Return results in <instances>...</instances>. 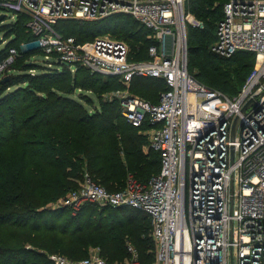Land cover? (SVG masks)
<instances>
[{"label":"built area","instance_id":"2783aa9c","mask_svg":"<svg viewBox=\"0 0 264 264\" xmlns=\"http://www.w3.org/2000/svg\"><path fill=\"white\" fill-rule=\"evenodd\" d=\"M186 0H0V8L26 14L38 45L71 70L79 66L116 75L130 92L134 76L162 78L157 102L123 93L122 114L134 127L147 125L148 147L158 151L160 171L147 182L130 177L124 189L108 191L85 173L78 188L58 206L76 213L85 203L133 206L152 220V264H264V0H227L212 52L230 57L256 54L253 69L234 96L200 82L188 71ZM122 13L151 30L149 59L131 60L127 42L112 35L78 41L60 34L61 20H97ZM6 17V15H5ZM171 36V52L166 37ZM17 55L10 48L0 73ZM238 122L232 138L235 119ZM130 258L108 262L99 252L81 259L50 254L54 264H140Z\"/></svg>","mask_w":264,"mask_h":264},{"label":"trees","instance_id":"16d2710c","mask_svg":"<svg viewBox=\"0 0 264 264\" xmlns=\"http://www.w3.org/2000/svg\"><path fill=\"white\" fill-rule=\"evenodd\" d=\"M226 2L185 1V12L204 25L188 27V71L234 96L253 69L256 54L238 51L222 57L212 52ZM27 19L21 13L0 26V61L10 48L17 51L13 63L0 73V264H54L50 254L81 259L93 248L108 262H123L131 256L129 245L140 264H152V220L143 209L89 202L73 213L68 207L50 206L78 188L85 173L116 192L130 177L147 182L160 171L161 159L148 147L147 125L128 123L120 98L106 94L126 88L120 78L106 75L103 80L100 73L82 66L72 74L57 60L36 62L40 46H18L20 40L38 39ZM55 29L81 42L109 33L127 42L129 58L138 61L149 59L148 49L155 43L150 29L122 13L61 20ZM166 88L162 78L153 76L136 75L129 84L131 92L153 102Z\"/></svg>","mask_w":264,"mask_h":264},{"label":"rangeland","instance_id":"374dc122","mask_svg":"<svg viewBox=\"0 0 264 264\" xmlns=\"http://www.w3.org/2000/svg\"><path fill=\"white\" fill-rule=\"evenodd\" d=\"M0 14H5V15H6V17H5V19L3 20V22L0 23V26L3 25V24L9 23V22H11V21L14 20V18L11 17V12H10V11H6V10H3V9L0 8ZM190 14H191V13H190ZM186 25H187V39H188V27H189L190 25L197 26V27H203V26H204V25H203V22L200 21L199 19H197L193 14H191V16H190V21L187 22ZM2 37H3V33L0 32V39H1V40H2ZM28 40H29V39H28ZM1 43H2V44H1V46H2V45L5 43V41H4V42H1ZM18 46H19V48H33V47H38L39 45H38V43H37L36 41L26 42V40L23 39V40H20V41H19ZM34 60H35L36 62L41 63V64H42V63H43V64H47V62H51V61H52V57H51V56L49 57V56L46 54V52L41 48L40 53L34 56ZM142 61H144V60H142ZM48 65L50 66L51 64L48 63ZM88 70H89V69H88ZM90 71H91V70H90ZM32 72H35V70L32 71ZM75 72H76L75 69L71 70V73H72V74L75 73ZM91 72H93V71H91ZM94 73H96V72H94ZM100 76H101V78H102L103 80L109 78V76H106L105 74H102V73H100ZM118 90H120V91L123 92V93L132 94V95H134V96L145 97V95H143L142 93H133V92H131V91H130V92H127L126 89H118ZM118 90L111 91V92L109 91V92H106V94H107V95H114L115 93L118 92ZM87 94L91 95L92 98L95 100L96 103L99 102L98 99H97V97L95 96V94H94L93 92H87ZM104 96H105V95H104ZM147 97H149V96H147ZM147 143H148V138H147ZM147 149H148V148H147V145H146L145 150H147ZM59 203H60V201H58V202H54V203L50 204V206H51V207H56V206L59 205ZM95 252H98V250L93 248V249H90L89 254H92V253H95Z\"/></svg>","mask_w":264,"mask_h":264},{"label":"water","instance_id":"95a60500","mask_svg":"<svg viewBox=\"0 0 264 264\" xmlns=\"http://www.w3.org/2000/svg\"><path fill=\"white\" fill-rule=\"evenodd\" d=\"M4 18H5V14H0V21L4 20ZM171 40H172V37L171 36H167L166 37V42H167L166 51L168 53L171 52ZM237 122H238V118L235 119L234 124H233V128H232V138H234V135H235V129H236Z\"/></svg>","mask_w":264,"mask_h":264}]
</instances>
